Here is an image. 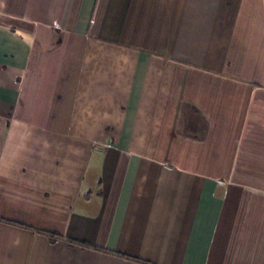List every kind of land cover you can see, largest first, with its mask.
Returning <instances> with one entry per match:
<instances>
[{"label": "crops", "instance_id": "crops-1", "mask_svg": "<svg viewBox=\"0 0 264 264\" xmlns=\"http://www.w3.org/2000/svg\"><path fill=\"white\" fill-rule=\"evenodd\" d=\"M0 264H264V0H0Z\"/></svg>", "mask_w": 264, "mask_h": 264}, {"label": "trees", "instance_id": "trees-1", "mask_svg": "<svg viewBox=\"0 0 264 264\" xmlns=\"http://www.w3.org/2000/svg\"><path fill=\"white\" fill-rule=\"evenodd\" d=\"M43 234L49 239L50 242H55L56 240L60 239V236L55 235V234H51V233H43ZM68 243L79 245L82 247H88L89 246L83 242H74V241H70V240L68 241Z\"/></svg>", "mask_w": 264, "mask_h": 264}]
</instances>
